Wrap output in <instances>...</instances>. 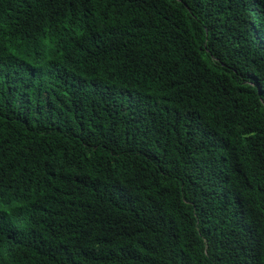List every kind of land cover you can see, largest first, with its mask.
<instances>
[{
	"label": "trees",
	"instance_id": "1",
	"mask_svg": "<svg viewBox=\"0 0 264 264\" xmlns=\"http://www.w3.org/2000/svg\"><path fill=\"white\" fill-rule=\"evenodd\" d=\"M3 214L0 264H264V0H0Z\"/></svg>",
	"mask_w": 264,
	"mask_h": 264
},
{
	"label": "clouds",
	"instance_id": "2",
	"mask_svg": "<svg viewBox=\"0 0 264 264\" xmlns=\"http://www.w3.org/2000/svg\"><path fill=\"white\" fill-rule=\"evenodd\" d=\"M20 57V56H19ZM10 224L7 223V216L5 214L0 215V235L2 232H5ZM44 248L46 252V242L44 239Z\"/></svg>",
	"mask_w": 264,
	"mask_h": 264
}]
</instances>
